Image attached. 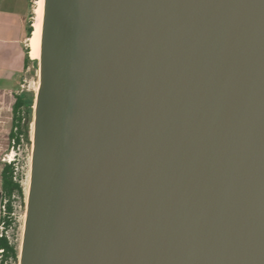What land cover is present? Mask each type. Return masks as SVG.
I'll return each instance as SVG.
<instances>
[{
    "label": "water",
    "instance_id": "1",
    "mask_svg": "<svg viewBox=\"0 0 264 264\" xmlns=\"http://www.w3.org/2000/svg\"><path fill=\"white\" fill-rule=\"evenodd\" d=\"M20 264H264V0H45Z\"/></svg>",
    "mask_w": 264,
    "mask_h": 264
},
{
    "label": "crops",
    "instance_id": "2",
    "mask_svg": "<svg viewBox=\"0 0 264 264\" xmlns=\"http://www.w3.org/2000/svg\"><path fill=\"white\" fill-rule=\"evenodd\" d=\"M34 1L0 0V220L4 197L3 156L11 145L14 103L16 94L21 92L24 72L35 61L31 58L26 63L29 54L27 29Z\"/></svg>",
    "mask_w": 264,
    "mask_h": 264
},
{
    "label": "rangeland",
    "instance_id": "3",
    "mask_svg": "<svg viewBox=\"0 0 264 264\" xmlns=\"http://www.w3.org/2000/svg\"><path fill=\"white\" fill-rule=\"evenodd\" d=\"M32 8L33 11L30 20L34 28V24L42 20L43 9L40 7L37 0L33 2ZM30 37L28 42L30 41ZM29 54H30V46H29ZM33 59H35L34 63H31L29 68L24 72V75L22 77V86H20L19 90L21 92L22 91L35 92V99H36V93L40 83V61L39 58H33ZM33 132H34V112H33V121L30 124L31 141L25 139L21 143L20 148L17 149L16 160L14 163L15 179L20 180L22 182L25 189L26 197L25 199H22V197H20L18 194H13L10 200L6 196H4L2 201L3 203L5 199H7L8 201L12 202L13 211L11 213L9 212V214H6V216L1 211V219L6 218L11 220L9 226L7 227L10 236V241L12 243H15L19 250L18 261H15L14 259H9L6 262V264H20V251H21L24 226L26 220V211H27L28 186H30V177H31ZM10 152L11 151L9 149L8 153ZM0 257H1V252H0Z\"/></svg>",
    "mask_w": 264,
    "mask_h": 264
},
{
    "label": "trees",
    "instance_id": "4",
    "mask_svg": "<svg viewBox=\"0 0 264 264\" xmlns=\"http://www.w3.org/2000/svg\"><path fill=\"white\" fill-rule=\"evenodd\" d=\"M33 25L30 21L27 29V36L30 37L33 31ZM29 52V49H28ZM31 57L28 54L26 58V63L31 61ZM37 61V59H36ZM35 105V92L22 91L16 94V100L14 103V117H13V127L18 126L19 136H17V141L22 142L20 134H22L24 140H30V124L33 121V112ZM24 112V115H22ZM24 117V118H23ZM24 120V121H23ZM16 132L12 128L11 137H14ZM3 193L4 196L11 199L13 194H18L22 199H25V189L20 180L15 179V164L5 162L3 171ZM25 201V200H24ZM7 209L11 213L13 211V205L11 201L7 202ZM11 220L7 219L10 223ZM0 264H6L9 259H14L18 261L19 250L15 243H12L6 236H0Z\"/></svg>",
    "mask_w": 264,
    "mask_h": 264
},
{
    "label": "built area",
    "instance_id": "5",
    "mask_svg": "<svg viewBox=\"0 0 264 264\" xmlns=\"http://www.w3.org/2000/svg\"><path fill=\"white\" fill-rule=\"evenodd\" d=\"M22 115H24V112H22ZM18 128L19 127L17 125L13 127V130H14V132H16V135L11 138V145H10V151L11 152L10 153L6 152L4 154V156H3V161L4 162L15 163L17 149L20 148L21 143L24 141V138H23L22 134H20V136L22 138V142H18L17 141V136H19V133H17L18 132ZM7 202H8V200L5 199V201L1 205V211L3 212V214L5 216H6V214H9V211L7 209ZM9 224L10 223L7 222L6 218L0 220V236H6L10 240V236H9L8 229H7ZM1 251L2 250H0V252Z\"/></svg>",
    "mask_w": 264,
    "mask_h": 264
},
{
    "label": "bare ground",
    "instance_id": "6",
    "mask_svg": "<svg viewBox=\"0 0 264 264\" xmlns=\"http://www.w3.org/2000/svg\"><path fill=\"white\" fill-rule=\"evenodd\" d=\"M37 1L40 7L43 9V14H44L45 0H37ZM42 24H43V16L40 22L34 24V29L30 37L29 46H30V55L32 58H40L41 55ZM28 190H29V186H28Z\"/></svg>",
    "mask_w": 264,
    "mask_h": 264
}]
</instances>
